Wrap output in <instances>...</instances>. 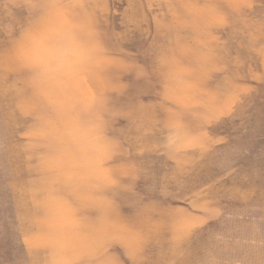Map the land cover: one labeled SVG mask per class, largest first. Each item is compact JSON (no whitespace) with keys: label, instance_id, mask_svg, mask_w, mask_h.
Returning <instances> with one entry per match:
<instances>
[{"label":"rangeland","instance_id":"1","mask_svg":"<svg viewBox=\"0 0 264 264\" xmlns=\"http://www.w3.org/2000/svg\"><path fill=\"white\" fill-rule=\"evenodd\" d=\"M0 264H264V0H0Z\"/></svg>","mask_w":264,"mask_h":264}]
</instances>
